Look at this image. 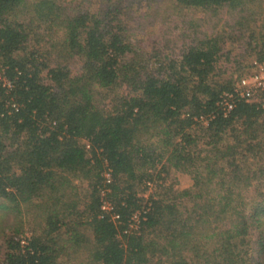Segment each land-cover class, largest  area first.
Here are the masks:
<instances>
[{"label":"trees","instance_id":"16d2710c","mask_svg":"<svg viewBox=\"0 0 264 264\" xmlns=\"http://www.w3.org/2000/svg\"><path fill=\"white\" fill-rule=\"evenodd\" d=\"M250 58L264 0H0V264H264Z\"/></svg>","mask_w":264,"mask_h":264},{"label":"built area","instance_id":"2783aa9c","mask_svg":"<svg viewBox=\"0 0 264 264\" xmlns=\"http://www.w3.org/2000/svg\"><path fill=\"white\" fill-rule=\"evenodd\" d=\"M253 71L249 75H241L237 79L233 80L230 90L223 91L221 96V102L224 107V113L226 114L234 105V99L241 98L245 101L257 100L260 94L264 91V60L253 59L251 63ZM106 176H109V172H106ZM101 208L105 210L111 209V204L107 200H103ZM117 214H113L112 217H117ZM140 211L134 212L130 217L129 226L133 230L139 227ZM26 235L30 233L25 232ZM22 243L26 240L22 239Z\"/></svg>","mask_w":264,"mask_h":264},{"label":"rangeland","instance_id":"374dc122","mask_svg":"<svg viewBox=\"0 0 264 264\" xmlns=\"http://www.w3.org/2000/svg\"><path fill=\"white\" fill-rule=\"evenodd\" d=\"M254 58H250V63H252V60ZM232 68V67H231ZM253 71V67L252 65L250 67H248L242 74H240L239 76L241 75H249L251 72ZM224 77L226 76H230V78L232 80H235L237 79L239 76L237 75V72H231V69H230V66H226L225 67V71H224ZM166 181L167 182H174V186L175 187H186V186H189L191 184V178H190V175L185 173V172H177V171H174V170H171L170 173L166 176ZM153 187H148L146 189V192H144V196H148V193L150 190H152ZM27 233H30L28 230H26ZM2 251H3V247H2V243H1V239H0V260L2 258ZM65 259V258H64ZM66 260V259H65ZM60 264H67V261H64ZM99 264V263H98Z\"/></svg>","mask_w":264,"mask_h":264}]
</instances>
